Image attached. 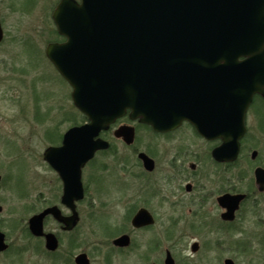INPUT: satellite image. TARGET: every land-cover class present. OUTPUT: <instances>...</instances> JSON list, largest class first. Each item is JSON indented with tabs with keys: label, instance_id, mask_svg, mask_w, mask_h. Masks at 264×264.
<instances>
[{
	"label": "rangeland",
	"instance_id": "rangeland-1",
	"mask_svg": "<svg viewBox=\"0 0 264 264\" xmlns=\"http://www.w3.org/2000/svg\"><path fill=\"white\" fill-rule=\"evenodd\" d=\"M59 2L0 0L4 30L0 42V227L13 247H22L21 264H53L39 251L44 245L26 233L25 224L33 208L59 192L58 174L45 161V151L61 146L71 127L87 121L74 105L72 87L45 53L49 43L63 41L52 16ZM136 126L132 146L109 132L106 136L111 148L98 153L83 168L86 198L79 207L80 225L77 231L62 234L60 255L66 261L58 260V264H74L71 256L80 251L88 253L91 264H149L159 254L151 251L158 246L164 249V257L169 249L176 264H224L226 258L235 264H264V197L254 195L258 204H254L256 200L247 202L241 217L234 223H223L214 206L195 203V193L191 195L185 191V183L171 178L175 172L169 166L177 150L184 153L203 148L193 130L184 126L174 133L175 140L166 142L144 126ZM256 145L258 159L264 162V141ZM138 150L147 151L158 161L156 172L145 176L142 186L133 174ZM250 153H244V188H254ZM100 166H106L105 173L96 175L94 182ZM186 169L180 176L189 175L190 169ZM125 176L131 185L118 189L124 186L118 177ZM208 178L205 176L203 183H208ZM141 200L154 213L156 224L136 231L129 251H116L112 239L130 230L126 203L132 202L134 208ZM109 224L114 229L107 233ZM49 228L59 230L54 223ZM194 241L200 245L196 253L191 250ZM0 264H8L6 257Z\"/></svg>",
	"mask_w": 264,
	"mask_h": 264
},
{
	"label": "water",
	"instance_id": "water-1",
	"mask_svg": "<svg viewBox=\"0 0 264 264\" xmlns=\"http://www.w3.org/2000/svg\"><path fill=\"white\" fill-rule=\"evenodd\" d=\"M53 19L66 40L49 43L46 55L88 118L44 153L65 182L64 202L84 197L82 167L109 147L100 134L128 112L156 131L189 121L206 138L221 136L236 156L245 112L256 92L264 94V0H60ZM133 130L122 125L115 135L131 143ZM256 177L264 188V170ZM51 210L31 218L35 235ZM46 245L56 248L53 234ZM76 262L88 264L87 254ZM166 264H175L170 252Z\"/></svg>",
	"mask_w": 264,
	"mask_h": 264
},
{
	"label": "flooded vegetation",
	"instance_id": "flooded-vegetation-1",
	"mask_svg": "<svg viewBox=\"0 0 264 264\" xmlns=\"http://www.w3.org/2000/svg\"><path fill=\"white\" fill-rule=\"evenodd\" d=\"M124 118L128 119L129 121L122 122V119ZM124 118L117 120L116 123H114V125H112L109 130L104 131L100 134V136L104 140L109 142V147L106 149L98 150L95 153V156L90 161H88L86 165L94 161L98 153L108 151L111 148V141L106 136L108 135L109 132H112L113 133L112 135L115 138L122 140L126 145L132 146L137 137L136 124L144 126L146 129H149L156 136H160L167 139L164 140L166 142H169L171 139L175 140L177 136H175L174 133L182 129L184 126H188L193 130L192 134L199 141L202 142L201 145L203 148L199 149L198 151L195 149H189L184 153L179 152V150H177L175 154H173L172 156L173 157L171 162L172 164L169 166V168L175 172L174 175L171 177L172 181L178 180L179 182L185 183L184 184L185 191L189 192L191 195L195 193V203H202V202L209 203L219 211L218 217L223 223H234L239 217H241L240 215L242 213L245 204L249 201L256 200L257 196L254 195L264 197V188L260 187V184L258 183L256 177L257 170L260 169L264 170V162H261L258 159V156H260L259 155L260 151L259 149L256 148L257 141H264V94L260 92H256L253 95L252 101L245 112L244 115L245 130L242 136L238 140L239 142L238 152L235 157H233L227 149H224L223 146L224 140L221 136L215 138H206L205 136L201 135L197 130V128L194 126V124H192L189 121H183L181 125H179L177 128L172 130L156 131L150 124L143 123L139 119L136 120L130 119L129 114H127ZM250 119L252 120L253 130L250 129ZM122 125H128L134 128L133 130L134 139L131 143H127L123 137H117L115 135L116 129H118ZM62 141H63V137L61 139V144ZM219 149H221V153L217 152V150ZM245 152L248 153L251 152L250 153L251 168L252 165H254L253 177H252L254 188L253 186L248 188H244L242 186L245 179V170H246V165L243 162L245 158L244 156ZM136 154H137V161H136L137 166H135L136 169L134 170L133 174L134 177L139 180L140 185L138 186H142L144 184L143 179H145V176H150L156 172L158 168V161L147 151L138 150L136 151ZM144 156H146L147 158H145ZM46 162L51 167V169L56 171L58 174L59 182H60L59 192L57 196L54 198L53 197L46 199L44 198L43 203L40 206L35 207L31 210V213L27 219V223L25 224V228H26V233H28L29 237H32L34 240H37L39 241V243H42V245H44V247H39L40 253L44 254L48 259H50L51 262H53V264H58V260L66 261V258H63V256L60 255V251H61L60 249L63 239L62 234H71L74 231H77L80 225L81 211L79 207L86 198V187L82 179L83 168L86 165L83 166L81 169V181L84 188V197L80 199L75 198L73 200V203H69L73 205L72 207L67 202L63 201L64 187H65V182L63 178L61 177L60 173L52 166L50 162L48 161ZM187 162H189V165H186ZM102 165L104 166V164ZM103 166H100L99 170L93 176L94 182L96 175H103L105 173L104 170L106 166L105 167ZM186 168L190 169L189 175L180 176L182 171L187 170ZM203 170H205L204 173L206 174L203 173ZM208 173H210V175ZM205 176H209L208 178L209 180H207L209 185L207 182L203 183V178ZM122 179L127 181H122ZM129 179L130 178L126 176L118 177V180L120 182H123L124 186L121 188L119 187L117 188L123 189L125 187H128L129 183L131 185ZM1 181H2V176H1L0 184ZM241 196L243 197L241 198ZM139 202L138 205L135 204L134 208H132L131 205L132 202L126 203L130 215L129 216L130 225L128 227V229L130 230L119 233L118 235H116V237L112 239V245L114 249H116V251L119 252L129 251L133 243V234L136 231L148 229L156 224V218L154 213L146 207V204L143 203V200ZM258 203L259 200L254 201V204H258ZM52 208H54V210L49 211L43 218V226H44L43 234L40 236L35 235L30 227L31 218L43 213L45 210H49ZM232 209H234L233 218L232 219L226 218L225 215L228 214ZM101 210L102 209L98 210V212H100ZM2 211L3 209L0 206V213ZM53 223L57 225L59 230L54 231V229L49 228L50 225H52ZM109 229L110 230L106 231L107 233L112 231L114 227L113 226L111 227V224H109ZM0 234L3 235V240L2 242L0 241V259L6 257V263L8 264H21L20 261L22 260V256L24 253V251L20 250V248L22 247L21 246L13 247L11 245V242L9 241L7 233L3 231L1 227H0ZM49 234H53L57 240V246L55 249H49L46 245L47 236ZM123 237L127 239L126 244H120L115 242L117 239ZM195 243H198V249L196 251H193L192 248ZM158 244L159 241L157 240L156 245L158 246ZM199 248H200L199 242L194 241L191 245L192 252L196 253L199 250ZM10 250L12 251L9 254ZM155 250H156L155 254L158 252L159 254L157 255L156 258L154 257L152 260L150 259L151 262L149 264H166L167 254L168 252H170L172 255V252L169 249L165 250V257H164V249L158 246L156 248H152L151 251L154 252ZM83 253L87 254L89 259L88 264H91V259L88 253L85 251H80L75 255L73 254V257L71 256L72 262L74 264H78L76 262V258ZM144 256L148 257L147 250H145ZM227 259H232V258H226L224 260V264H226L225 261Z\"/></svg>",
	"mask_w": 264,
	"mask_h": 264
},
{
	"label": "trees",
	"instance_id": "trees-1",
	"mask_svg": "<svg viewBox=\"0 0 264 264\" xmlns=\"http://www.w3.org/2000/svg\"><path fill=\"white\" fill-rule=\"evenodd\" d=\"M83 116H84V121L87 120V117L85 115H83Z\"/></svg>",
	"mask_w": 264,
	"mask_h": 264
}]
</instances>
